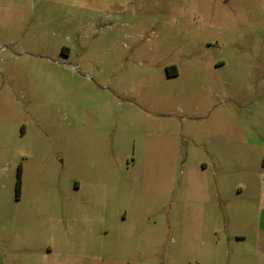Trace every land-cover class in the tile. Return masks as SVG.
Here are the masks:
<instances>
[{
    "label": "rangeland",
    "instance_id": "rangeland-1",
    "mask_svg": "<svg viewBox=\"0 0 264 264\" xmlns=\"http://www.w3.org/2000/svg\"><path fill=\"white\" fill-rule=\"evenodd\" d=\"M0 264H264V0H0Z\"/></svg>",
    "mask_w": 264,
    "mask_h": 264
},
{
    "label": "trees",
    "instance_id": "trees-1",
    "mask_svg": "<svg viewBox=\"0 0 264 264\" xmlns=\"http://www.w3.org/2000/svg\"><path fill=\"white\" fill-rule=\"evenodd\" d=\"M19 186H20V169L18 170V181H17L18 190H19Z\"/></svg>",
    "mask_w": 264,
    "mask_h": 264
},
{
    "label": "crops",
    "instance_id": "crops-1",
    "mask_svg": "<svg viewBox=\"0 0 264 264\" xmlns=\"http://www.w3.org/2000/svg\"><path fill=\"white\" fill-rule=\"evenodd\" d=\"M174 73H175V71H173V70L168 71V76H173Z\"/></svg>",
    "mask_w": 264,
    "mask_h": 264
}]
</instances>
